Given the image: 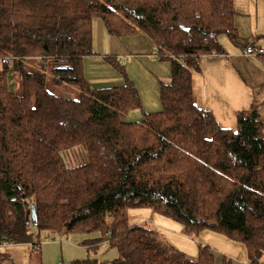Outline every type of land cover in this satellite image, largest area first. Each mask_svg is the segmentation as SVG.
<instances>
[{
    "label": "trees",
    "instance_id": "16d2710c",
    "mask_svg": "<svg viewBox=\"0 0 264 264\" xmlns=\"http://www.w3.org/2000/svg\"><path fill=\"white\" fill-rule=\"evenodd\" d=\"M237 14L236 0H0V60L12 58L22 87L10 88L4 65L0 255L5 239L36 249L42 234L50 240L101 230L84 244L116 248L115 264H217L209 245L190 257L150 223L132 224L129 210L146 207L179 222L185 235L218 231L247 249L246 264H264V119L253 108L237 113L235 128L222 127L196 104L192 85L202 56L225 53L222 36L264 51L257 44L264 33L241 35ZM96 19L115 37L145 34L155 59L158 51L170 62L161 111L127 120L143 106L114 55L106 60L124 82H89L84 60L96 55ZM252 57L264 68V52ZM47 74L78 98L50 91Z\"/></svg>",
    "mask_w": 264,
    "mask_h": 264
},
{
    "label": "crops",
    "instance_id": "0c3cea01",
    "mask_svg": "<svg viewBox=\"0 0 264 264\" xmlns=\"http://www.w3.org/2000/svg\"><path fill=\"white\" fill-rule=\"evenodd\" d=\"M254 1L253 5L257 11L258 0ZM240 2H247L245 5L247 7L244 9L245 11L251 8V0H240ZM256 22L258 23V19ZM251 23L250 21V27L246 35H243L239 30L241 35L244 37H251L263 34V29H254ZM260 39L259 37L257 40ZM93 44L96 49V55L87 57L84 60L85 73L88 80L108 79V85H106V81L105 85H101L102 87L123 83L124 79L122 75L117 73L118 71L114 67L115 72H113L114 69H112V66L107 62L106 56L114 55L122 61V57L125 55L129 60H127L124 68L136 86L137 83L132 71L135 72L136 70L137 73L142 74L148 81L149 91L146 90L145 93L138 89V91L140 90L139 94L143 108L131 110L127 116L128 121H142L144 112L155 113L162 110L161 83H170L171 75L160 77L151 71V59L156 60L153 53L156 48L152 40L142 33L124 38L112 36L106 30L104 22L101 19H96L93 24ZM257 44L263 46L260 41ZM140 45L144 48L142 53L138 52L136 49ZM223 45L225 53L202 56L200 70L194 72L192 75V85L196 104L201 108L211 110L220 126L225 128L236 127V117L239 111H250L255 108L264 119V68L262 67V63L257 60L258 58L246 56L244 54L246 44L243 47L235 46L232 43H223ZM142 59L146 60L143 62ZM105 71H110L113 74L109 73L106 75ZM93 73H96V75H93ZM93 238L99 237L81 238L80 241L77 240L76 245L69 246V249L78 251L79 255L76 254L72 256L71 259H66V261L71 262L73 260L90 258L88 257L90 248L89 246H85L84 243L87 239ZM105 244L108 245L106 242ZM101 245H103V243ZM100 246L95 249H98ZM32 248L34 247L32 246ZM64 249L66 250V247H64ZM34 250L37 251L38 254L34 256L28 264H44V260L47 257L49 258L48 249L43 248L41 245L40 250ZM212 251L214 255L218 257L216 259H220V257L217 256L218 251L213 248ZM4 253L5 255H0L1 264H17L18 260L16 256L19 253L25 252H23L21 247H16L11 252L5 251ZM222 260L223 257L221 258V262ZM233 261L234 259H232V263ZM235 262L236 264H246L248 260L246 259L245 262L235 260Z\"/></svg>",
    "mask_w": 264,
    "mask_h": 264
},
{
    "label": "rangeland",
    "instance_id": "374dc122",
    "mask_svg": "<svg viewBox=\"0 0 264 264\" xmlns=\"http://www.w3.org/2000/svg\"><path fill=\"white\" fill-rule=\"evenodd\" d=\"M254 2H255L254 0H251V8L245 11L244 9L245 7H247L245 6L247 2L241 3L240 0H236L238 14L236 15L235 20H236L239 30L241 31V33H243V35L247 34L249 27H250V21L252 22L251 26H253L254 29H257V30L263 29V33H264V0H258L257 11L253 5ZM257 19H258V23L256 22ZM220 41L222 44L223 43L230 44V41L228 40L226 36H222ZM259 41L264 47V37H261L260 40H257V43H259ZM244 45L245 43H243L241 47H243ZM95 47L97 48L96 45ZM136 49L140 53L144 51V48L141 45L138 46ZM133 51H136V50H133ZM127 60L129 59H127V57L124 55L121 61L122 64L125 65ZM130 60H133V59H130ZM145 60L146 59H142L143 62ZM151 61H152V65L150 69L157 76L164 77L166 75H171V64L169 61L159 60V59H156V60L151 59ZM3 66L4 64L0 60V70L3 68ZM8 66L11 68L10 73H9L10 88L17 93H21L22 87H21L20 77L18 73L16 72V70L14 69L13 62ZM111 68L114 69L113 67ZM113 72H115V69L113 70ZM109 73H112V72L105 71L106 75ZM132 73L135 77L137 88L142 90L145 93H146V90L149 91V84H148L147 79H145V77L142 74L137 73L136 70L135 72L132 71ZM93 75H96V73H93ZM106 81H107L106 85H108L109 83L108 79L107 80H100V79L89 80V82L95 87L105 85ZM46 85L50 91H52L53 93L57 95H60V96L65 95L68 97H73L74 99L78 98L79 93L77 89H76L77 92L73 94L74 93L73 90H75L73 88L68 89V86L59 87V86L54 85L52 83V79L49 74H47ZM129 217H130L132 224L145 223V222L150 223L157 229L158 232L161 233V235L166 237V239L169 240L170 243H172L177 249L187 253L190 257L195 258L197 256L198 251H199V245H209L211 248L218 251L217 256H219L220 259H216L217 264H226L223 262V260L221 262L222 257L234 259L232 264H236L235 260L240 261V262L241 261L245 262L246 259L248 260L247 249H245L243 245L239 244L236 241L228 239L226 236H224L218 231L206 230V231L200 232L197 236H194V237L185 235V233L183 232V227L179 222L172 220L168 217H165L163 215H160L146 207H136V208L130 209ZM109 219L110 218H108V220ZM101 236H102L101 230L93 231L90 234H76V235H68V236L54 235L51 237L52 239L50 240L49 239L45 240L46 236L42 234L40 236V240H43L41 242V245L43 246V248L45 249L47 248L49 251V258L47 257L43 263L44 264L46 263L47 264H51V263L60 264L62 262L69 263L70 261H66V259H71L72 256L76 254L79 255L78 251L69 249V246L76 245L77 240L80 241L81 238L101 237ZM22 244L23 243H20V244L11 243L9 246L7 247L1 246V248H6V249H2L3 252L5 251L11 252L14 248L21 247L23 252L25 253H19L16 256V259L18 260L17 264H28L30 263L31 259L34 258V256L38 254V252L35 251L31 245H27V244L22 245ZM64 247H66V250L64 249ZM95 250L90 249L88 257H90L91 259L92 258L95 259L97 264H115V259L118 258V251L116 248H112L109 245L105 244L104 242L103 245H101L98 249H95ZM261 260L264 261V254Z\"/></svg>",
    "mask_w": 264,
    "mask_h": 264
},
{
    "label": "built area",
    "instance_id": "2783aa9c",
    "mask_svg": "<svg viewBox=\"0 0 264 264\" xmlns=\"http://www.w3.org/2000/svg\"><path fill=\"white\" fill-rule=\"evenodd\" d=\"M262 52H264L262 49L257 50L255 47L253 46H246L245 50H244V54L246 56H258L259 54H261ZM155 56L157 57V59H160V54L157 51ZM12 63V58L11 57H6L3 59V64L4 65H10ZM11 244V241H9L8 239H5L2 241L1 246L2 247H7ZM36 250H39L41 248V244L39 243L38 245H36Z\"/></svg>",
    "mask_w": 264,
    "mask_h": 264
},
{
    "label": "water",
    "instance_id": "95a60500",
    "mask_svg": "<svg viewBox=\"0 0 264 264\" xmlns=\"http://www.w3.org/2000/svg\"><path fill=\"white\" fill-rule=\"evenodd\" d=\"M32 219L36 220V211H35V207L34 206H32ZM28 222H29V220H28Z\"/></svg>",
    "mask_w": 264,
    "mask_h": 264
}]
</instances>
